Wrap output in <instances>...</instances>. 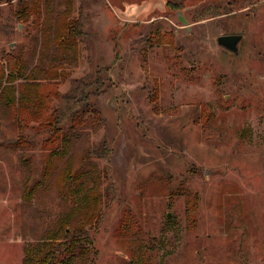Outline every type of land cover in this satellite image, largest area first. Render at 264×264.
<instances>
[{
	"label": "rangeland",
	"instance_id": "obj_1",
	"mask_svg": "<svg viewBox=\"0 0 264 264\" xmlns=\"http://www.w3.org/2000/svg\"><path fill=\"white\" fill-rule=\"evenodd\" d=\"M165 1L0 0V264L77 229L72 264H264V0ZM9 60L17 99L32 76L61 94L94 79L97 108L46 144L3 91Z\"/></svg>",
	"mask_w": 264,
	"mask_h": 264
},
{
	"label": "trees",
	"instance_id": "obj_2",
	"mask_svg": "<svg viewBox=\"0 0 264 264\" xmlns=\"http://www.w3.org/2000/svg\"><path fill=\"white\" fill-rule=\"evenodd\" d=\"M23 4L24 8L22 9V14L27 12L25 2H23ZM167 6L177 10L179 8V5L173 3L171 0L167 1ZM81 29V23L77 20L71 21L68 23L67 33L59 34V32H57L56 39L59 44L65 46L70 42L65 35H67L68 38H74L83 33ZM8 66L9 75L7 81L9 84L3 87V91L7 94V98L11 105L17 106L20 112L23 110L28 111L30 112V116L36 119L44 117L43 119H45V123L49 125L48 128L51 132L50 137L46 140V144L48 142L54 143L57 140L56 135L59 133V130L63 129L67 124L66 121H68V119L73 120L80 112L86 113L97 108L95 102L92 100L97 98L100 93L98 91L99 89L95 87L97 82L94 79L77 80L69 92L61 94L55 88H43L44 84L39 81L36 82V77L32 76L33 80L22 87V94L19 99H17L14 82L17 79L16 73H18V70L16 69V63L12 60H9ZM56 70V68L51 69L52 77L58 74ZM5 78L6 71L0 64V86L3 85ZM54 96L61 98L63 107L57 109L54 113H47V107L50 106L49 99H52ZM17 103L19 104L16 105ZM76 108L78 110H76ZM91 152L103 158L109 157L111 154L105 143L98 149L91 150ZM77 231L78 232L71 234L68 240L58 242L48 240L45 245L42 244V247H44H41L39 251L30 253L28 250L24 264H72L76 256L79 255L80 257L82 253L86 252L87 246L90 243V236L86 231L83 229H77Z\"/></svg>",
	"mask_w": 264,
	"mask_h": 264
},
{
	"label": "water",
	"instance_id": "obj_3",
	"mask_svg": "<svg viewBox=\"0 0 264 264\" xmlns=\"http://www.w3.org/2000/svg\"><path fill=\"white\" fill-rule=\"evenodd\" d=\"M137 5H131V6H127V10L124 11L120 17L123 18L124 20H128V21H132V20H136L138 18H141V14H143L147 9L143 6H138V8L136 7ZM156 7L154 6V8L152 10H154ZM165 9V6L161 9L162 11ZM151 10V11H152ZM180 18L183 20V22H185L186 24L188 23L185 19H184V15L181 11H179ZM242 39V36L240 35H231V34H227L224 36H220V38L218 39L219 43L227 46V47H236V45L239 43V41Z\"/></svg>",
	"mask_w": 264,
	"mask_h": 264
},
{
	"label": "crops",
	"instance_id": "obj_4",
	"mask_svg": "<svg viewBox=\"0 0 264 264\" xmlns=\"http://www.w3.org/2000/svg\"><path fill=\"white\" fill-rule=\"evenodd\" d=\"M158 5H156V6H158V7H161V8H163L164 6H165V4H166V1L164 2V0L163 1H159L158 0ZM154 6H155V4H154ZM155 6V7H156ZM158 7H156L155 9H157ZM166 7V6H165ZM153 11H155V10H153Z\"/></svg>",
	"mask_w": 264,
	"mask_h": 264
}]
</instances>
